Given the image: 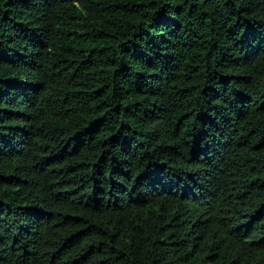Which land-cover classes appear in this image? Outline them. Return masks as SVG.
I'll return each mask as SVG.
<instances>
[{"label": "trees", "instance_id": "16d2710c", "mask_svg": "<svg viewBox=\"0 0 264 264\" xmlns=\"http://www.w3.org/2000/svg\"><path fill=\"white\" fill-rule=\"evenodd\" d=\"M0 264H264V0H0Z\"/></svg>", "mask_w": 264, "mask_h": 264}]
</instances>
